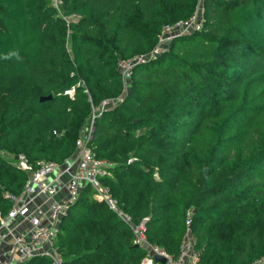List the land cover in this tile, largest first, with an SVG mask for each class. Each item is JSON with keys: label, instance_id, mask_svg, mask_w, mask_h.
<instances>
[{"label": "trees", "instance_id": "16d2710c", "mask_svg": "<svg viewBox=\"0 0 264 264\" xmlns=\"http://www.w3.org/2000/svg\"><path fill=\"white\" fill-rule=\"evenodd\" d=\"M199 6L202 28L135 64L124 86L118 61L148 55ZM93 115L88 145L112 164L100 182L150 245L175 260L189 237L193 264H264V0H0L1 215L27 177L17 155L63 164ZM53 246L60 264L148 253L89 185Z\"/></svg>", "mask_w": 264, "mask_h": 264}, {"label": "built area", "instance_id": "2783aa9c", "mask_svg": "<svg viewBox=\"0 0 264 264\" xmlns=\"http://www.w3.org/2000/svg\"><path fill=\"white\" fill-rule=\"evenodd\" d=\"M58 8L60 0H52ZM200 12L174 24L162 27L158 36V44L148 55H136L130 59L119 60L117 65L124 86L127 84L130 72L137 63H142L166 49L168 41L176 34L202 28L199 18ZM69 18H76L70 15ZM70 97L73 88L66 90ZM109 101L103 100L100 110L108 107ZM94 115L89 124L78 134L76 152L73 157L66 159L63 164L53 161L40 160L34 167L23 154L17 155L13 164L26 172L27 177L19 194L4 192L3 197L11 202L7 214H0V247L9 240L7 258L0 260V264H15L36 254L48 255L54 264H60L53 242L58 223L65 215L68 207L75 201L82 185H89L94 191V197L104 201L123 221L130 224L134 233V242L147 247L148 253L145 263L154 264L152 256L160 254L166 257V264H193L196 253L192 250L191 239L186 237L182 241L181 251L177 259H172L162 249L150 245L144 236L143 222L132 224L129 214L122 211L116 199L108 188L100 182V177L108 174L112 166L106 159H98L88 141L93 130ZM143 262V261H142Z\"/></svg>", "mask_w": 264, "mask_h": 264}, {"label": "crops", "instance_id": "0c3cea01", "mask_svg": "<svg viewBox=\"0 0 264 264\" xmlns=\"http://www.w3.org/2000/svg\"><path fill=\"white\" fill-rule=\"evenodd\" d=\"M8 249H9V240L5 242L1 247H0V260H4L7 258L8 254ZM144 260V259H143ZM188 258H186V262L184 264H188ZM153 264V263H152Z\"/></svg>", "mask_w": 264, "mask_h": 264}, {"label": "water", "instance_id": "95a60500", "mask_svg": "<svg viewBox=\"0 0 264 264\" xmlns=\"http://www.w3.org/2000/svg\"><path fill=\"white\" fill-rule=\"evenodd\" d=\"M52 96L51 95H48V96H45V97H40V100H46V99H50ZM153 258V261L155 263H166V257L163 256V255H160V254H154L152 256Z\"/></svg>", "mask_w": 264, "mask_h": 264}, {"label": "rangeland", "instance_id": "374dc122", "mask_svg": "<svg viewBox=\"0 0 264 264\" xmlns=\"http://www.w3.org/2000/svg\"><path fill=\"white\" fill-rule=\"evenodd\" d=\"M198 11L200 12V6H199V8H198ZM142 263H145V260H143V262Z\"/></svg>", "mask_w": 264, "mask_h": 264}]
</instances>
